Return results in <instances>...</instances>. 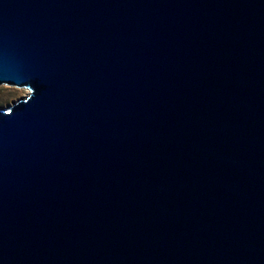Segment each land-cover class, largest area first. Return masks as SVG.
<instances>
[{
	"label": "water",
	"instance_id": "1",
	"mask_svg": "<svg viewBox=\"0 0 264 264\" xmlns=\"http://www.w3.org/2000/svg\"><path fill=\"white\" fill-rule=\"evenodd\" d=\"M0 264H264V0H0Z\"/></svg>",
	"mask_w": 264,
	"mask_h": 264
},
{
	"label": "rangeland",
	"instance_id": "2",
	"mask_svg": "<svg viewBox=\"0 0 264 264\" xmlns=\"http://www.w3.org/2000/svg\"><path fill=\"white\" fill-rule=\"evenodd\" d=\"M28 91L16 87L1 86L0 87V109L6 108L12 102L27 96Z\"/></svg>",
	"mask_w": 264,
	"mask_h": 264
}]
</instances>
